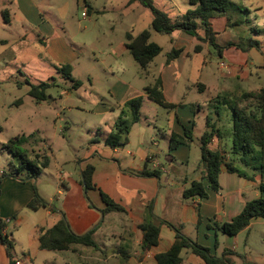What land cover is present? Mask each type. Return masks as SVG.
<instances>
[{"label": "rangeland", "instance_id": "rangeland-1", "mask_svg": "<svg viewBox=\"0 0 264 264\" xmlns=\"http://www.w3.org/2000/svg\"><path fill=\"white\" fill-rule=\"evenodd\" d=\"M8 1L0 0V40L8 41L6 45L0 44V174L10 173L18 165V159L4 147L9 140L18 138L16 149L26 152L28 158H33L35 154L48 158L50 166L37 179L36 187L42 193L39 192L40 195L47 197L46 203L54 205L49 198L56 186L57 174L62 173L63 177L70 175L71 178L80 180L79 162L89 157L91 152H99L92 146L93 139L101 140L105 133L111 129L114 130V124L119 115L118 117L102 116L94 113L97 106L103 108V104H114L108 89L119 81H124L138 90L151 84L158 76V66L171 52V46L169 45L155 58L154 63L148 68V76L144 77L141 68L127 51L119 58H116L113 53L120 51L122 45L127 43V33L136 36L143 30L149 29L152 20L151 12L139 3L131 0H31L35 5V13L33 17H29L31 23L28 25L29 28H22L20 17H18L20 15L17 14V17L14 15ZM230 1L238 5L244 3V0ZM150 2L154 8L172 19L174 14L171 11L173 7L171 0H150ZM127 3L133 5L126 7ZM89 7L95 10L104 9L105 13L95 15L90 12L88 14L86 10ZM247 10L244 7H234V12L231 14L234 20L238 19L242 24L241 29L242 27L252 29V32L248 33V41L252 39L259 46L264 43V27L257 25V28H254L256 26L253 27L254 29L251 28L253 22ZM2 11L10 14L12 27L4 22ZM83 12H86V18L81 17ZM36 18L61 33L64 43L63 45L53 44L55 52L63 59H66L68 54H72L74 59L69 62H58L59 64H54L52 61L51 63L55 69L69 65L72 78L81 83L79 87L74 88L70 80L54 70L52 64L51 67H47L42 60L43 56H39L44 47H49V43L41 44L37 41L36 36L41 32L34 25ZM216 27H218L217 24ZM242 32L238 31L239 36L243 35ZM19 33L26 34L23 44L24 55L17 53L19 44L16 39ZM153 35L160 39L165 37L156 33ZM189 51L190 58H187L183 73L176 74L179 85L177 95L178 98L180 97V100L176 101H183L191 121V124L186 122L185 126H189L188 129L194 137L200 138L205 131H208L206 119L210 118L209 125L220 128L224 136L222 141L224 140L225 144L222 145V151L226 152L224 153L226 161H229L231 141L223 132L228 128L231 112L228 106L221 104L222 99L214 98L216 91L219 92L224 85L234 88V93L229 92V95L224 96L226 100L233 99L239 92L259 91L264 88V70L260 72L261 70L249 68V76L231 78L226 76V73L230 71L220 68L221 63L226 68L227 62L211 54L214 52L212 48L198 55L193 53V46ZM203 63H206L205 66ZM239 72H242L241 68ZM49 78L47 83L51 84V87L45 93L47 101L37 103L27 95L29 87L25 84L26 81L33 84L34 81L45 82ZM197 79L203 83L211 82L216 91H211L210 94H200L196 90L188 91L186 86ZM182 96H185L184 100ZM19 103L21 104L18 105ZM232 105L230 103L229 107ZM173 112L148 102L140 110L138 126L147 129L150 125L153 139L163 151L159 155L163 161H165L167 142L158 131L153 129V126L161 129L162 134L168 135L167 128L170 126ZM180 116H182L181 113ZM188 158L187 171L191 174L197 169L200 161L197 145L193 144L189 148ZM236 164L251 175V171L242 167L240 162L237 161ZM203 166L202 164L201 167ZM180 169L185 167L176 166L175 170L179 172ZM26 172L23 171V175ZM260 194L259 189L250 188L246 192V199H255ZM27 212L30 216L23 217L20 224L9 223L10 220L6 223L8 234L16 239V250L19 252L22 248L32 257L35 253L36 260L33 264H65V260L60 258L61 253L35 250L33 223L42 221V211ZM210 228L213 232L217 231L218 252L223 251L224 248L234 249V255L227 257L232 264H264V223H256L252 228L241 231L234 238L225 237L226 235L215 229L214 224ZM53 254L58 258L49 259ZM84 261V264H91L86 259ZM184 261L183 264H190L187 259ZM191 261V264H203L195 256H191ZM24 264L30 263L25 261Z\"/></svg>", "mask_w": 264, "mask_h": 264}, {"label": "crops", "instance_id": "crops-1", "mask_svg": "<svg viewBox=\"0 0 264 264\" xmlns=\"http://www.w3.org/2000/svg\"><path fill=\"white\" fill-rule=\"evenodd\" d=\"M130 2L131 1H129V3ZM231 2L234 4L235 8L244 7L246 10L248 9L247 13L253 22L251 28L254 26H256L254 28H257V25L264 27V0H244L243 4H239L240 7L238 3ZM7 3L12 8L15 16L17 14L20 15L18 17H20L22 28H29L28 25H31L29 17H33L35 13V5L31 0H9ZM84 4L85 7L88 6L86 5V1H84ZM171 4L173 6L171 11L174 14L172 19L179 15H184L191 9L189 0H171ZM131 5L133 4L128 5L127 3L126 7ZM86 11L88 14L91 12L95 15L105 13L104 9L95 10L90 7L87 8ZM233 12L234 8L231 9L228 14L231 18V23L234 21L239 22L238 19L234 20V16L231 14ZM35 20L34 25H36L37 28L40 29L39 32H41L40 35L37 34L36 36V39H38L37 41L41 44H45V42L49 43V47H44L43 51L39 54V56H43L42 60L47 67H51V61L54 64L72 61L74 59L72 54H68L67 58L63 59L55 52L53 47V44L56 43L63 45L64 40L61 33L47 26V24L40 19L36 18ZM7 21H9V23H6V20H4L6 25L12 27L13 23L10 20L9 13ZM216 24L218 27H216ZM241 25L242 24L239 22L237 25L232 24L228 26L226 16H217L211 19L210 26L212 31L216 34L215 44L219 47H226L230 44L231 46L223 49L220 55H217L215 50L207 43L203 44L201 50V52H203L206 49L212 48L214 52L211 54L216 55L219 60L227 62V67L224 70L230 71V73H226V76L231 78L234 76L237 78L249 76V68L261 70L260 72L264 70V43L259 44L258 48H251L249 44L254 42V40L250 39L248 41L249 37L247 38V36H249L248 33L250 31L252 32V29H247L245 27L241 29ZM238 31H243L242 33L243 35L245 34V38L243 35L239 36L240 34H238ZM153 33L155 32H151L150 42L157 44L161 48L160 54H162L163 50L169 45L171 46V51L180 50V53L168 65H166L165 59V61L158 66V76L154 78L153 82L145 85L139 90L133 88L132 85L124 81L115 83L108 89L109 96L114 101V104H103V108L97 106V108L94 109V113L96 115H114L118 117L125 103L137 97H143L142 106L148 102L159 107L148 101L143 91L144 88L154 84L155 80L159 78L161 80L164 99L166 102L176 105L174 109L168 110L169 112L174 111L171 116L170 126L167 128L168 135L162 134L161 129L153 126V129L158 131L167 142L166 154L164 153L166 162L159 158V155L163 151L160 150L159 144L153 139L152 128H150V125H148L147 129L140 128L138 126L140 120L131 127L128 134V143L123 147L110 148L104 144L105 138L112 132V129L105 133L101 140L96 138L93 139L94 143L92 146L99 150V152L93 151L90 153L89 157L79 162L80 180L73 179L70 175L63 177L61 175L62 173L57 174V183L52 192V196L49 198V201L54 203V205L47 203V208H40L37 211H33H42V221L33 223L35 228V240L33 244L36 247V251L61 253L62 257L60 258L65 260V264H84L85 259L91 264L155 263V255L168 251L174 243L175 233L166 225V223H168L175 227H179L184 236L198 245L208 248L211 254L220 256L224 250H230L234 253L233 248H224L223 251L218 252L219 243L216 234L217 231L213 232L210 226L214 224L216 229L217 226L230 222L236 217L243 209L245 203L251 201L246 199L247 190L250 188L257 190L260 182L264 181V176L262 180L259 175L255 176L254 180H249L239 177L236 174H229L225 169H222L219 176L220 188L215 192L204 178V166L201 167V154L197 169L191 174L187 171L189 164V148L195 144L200 151V138L194 137L192 134L193 141L188 146L181 145L177 149L169 152L168 146L171 134L183 135L184 129L189 130V126H185L186 122L191 124L190 116L186 112L183 101H176L180 100V97L178 98L177 95L179 85L176 80V74L183 73L182 71L185 67L187 58H190L189 50L192 46L194 49L197 42L193 37L180 31H175L170 35H162L165 37L161 39L158 36H154ZM130 35L132 36L131 33ZM174 37L177 38L174 39ZM25 39L26 34H18V38L16 39L19 44L17 53L20 55H24L23 52H25V46L23 45ZM7 43V40H0V44L2 45H6ZM125 51H127L126 42L122 45L120 51H114L113 53H115L116 58H119ZM201 52L194 53L193 51L196 55ZM154 60L148 68L154 63ZM205 64L206 63H203L204 66ZM52 67L56 70L53 64ZM148 68L146 71H142L144 77L148 76ZM240 68L242 72H239ZM48 80H50V78L45 82H48ZM39 82L34 81L33 84H38ZM19 86L20 85H18V87ZM186 89L188 91L196 90L200 94H210L211 91H216L211 82L209 83L207 81L203 83L199 79L193 83H189ZM216 92L214 98L222 94L229 95V92L234 93V88H230L229 85H224L220 88L219 92ZM182 97L184 100L185 96ZM45 101H47V99ZM20 104L21 103L18 105ZM180 113L182 116H180ZM230 127L231 119L227 129ZM163 133L165 132L163 131ZM223 144H225L224 140L222 141L215 138L212 141L211 147L222 151ZM88 165L93 168L91 179L93 188L86 192V190L83 189L81 172ZM176 166L179 168L185 167V169H180L178 172L175 170ZM144 169L150 172L157 171L159 177L140 176L139 173ZM44 170L45 169L42 170L41 175ZM0 175H2V173ZM20 178V176L18 179L5 178L0 186V218L4 220V222L10 220L9 223L13 222L16 225L20 224L22 218L26 215L30 216L27 211L32 210L28 208V203L33 198V185L36 187L37 181L36 179L23 182ZM192 181L202 182L206 188L207 198L202 200L197 198L193 200L183 199V191ZM36 189L38 195L45 201L47 197H45V195H40V191L37 187ZM101 194L106 195L114 204L121 207L123 211L104 214L103 211L106 209V205L102 202ZM62 217L65 218L70 231L75 235L82 236L90 230H95L93 240L97 247L85 248L75 246L65 251H47L39 249L37 229H48L60 221ZM147 223H153L159 227V242L156 247L148 251H142V231L140 230V226ZM256 223H264V220H256L244 230H249ZM4 232L14 243V254L16 259H18L21 264H24L25 261L33 264L36 260L35 253L32 257L29 253L26 254L22 248H20L18 252L16 250V239H14L11 234H8L6 227ZM216 242L218 244L217 247L215 246ZM120 252L125 255V260H122ZM147 256H149V258H147ZM191 256L193 255L188 251L182 252L181 257L183 258V263L185 262L184 259H187L188 263L191 264ZM54 258L57 259L58 256L53 254L49 259ZM45 261H47V259ZM0 264H9L5 248L1 244Z\"/></svg>", "mask_w": 264, "mask_h": 264}, {"label": "trees", "instance_id": "trees-1", "mask_svg": "<svg viewBox=\"0 0 264 264\" xmlns=\"http://www.w3.org/2000/svg\"><path fill=\"white\" fill-rule=\"evenodd\" d=\"M134 3H139L142 7L147 8L152 15L150 28L143 30L140 34L132 37L130 34L126 36V49L133 61L146 71L152 61L161 53V48L150 42L151 32L160 35H170L175 31L183 32L193 37L197 44L193 51L199 53L202 50L203 44L207 43L212 47L217 55H220L223 49L231 46L219 47L215 44V33L210 26V20L217 16H226L228 26L239 24L234 21L231 23L229 11L234 8V4L230 0H189V9L184 15H179L174 19L169 18L164 12L154 8L150 0H131ZM6 23L8 13L2 11ZM249 46L258 48L256 42H251ZM180 50H172L166 56V65L171 63ZM56 71L62 73L65 78L73 83L74 88H77L81 83L71 76V67L65 65ZM25 84L29 87L27 95L36 102H42L47 99L46 91L50 88L47 82H39L32 84L26 81ZM146 99L159 107L172 110L176 107L174 104L166 102L162 94L161 80L157 78L154 84L144 88ZM228 94H222L215 99H222V105L228 106L231 112V127L224 129L223 132L231 141L230 159L226 161L225 152L211 147L213 139H224V136L215 125H209L210 118L206 119L208 131H205L200 141L201 162L204 165V178L208 181L209 186L215 192L219 190V176L222 169H225L229 174H236L239 177L254 180V177L259 175L261 180L264 176V88L256 92H239L233 99L226 100ZM143 97L134 98L125 103L120 111L119 117L114 124V130L105 138L104 144L110 148L123 147L128 143V134L131 127L139 122L142 107ZM230 103L233 105L229 107ZM244 104V105H243ZM192 125H194L192 123ZM18 138L9 140L4 147L8 149L11 155L18 159V165L14 167L10 173H2L0 177V186L5 178L18 179L21 181L36 180L41 175L42 170L49 166V160L40 154H36L33 158H28L27 153L16 149ZM193 141L192 132L184 129L183 135L171 134L169 138V152L177 149L181 145L188 146ZM240 162L242 167L251 171L248 175L244 169L236 164ZM23 171H27L23 175ZM93 168L86 166L81 172L82 180L84 181L86 192L93 188L92 186ZM140 176L159 177L157 171H147L144 169L139 173ZM258 189L260 197L249 202H246L241 212L234 217L230 222L223 223L216 227L222 234L235 237L241 231L250 226L256 220H264V183L260 182ZM184 200L205 199L207 198L206 188L202 182L192 181L183 191ZM102 202L106 205L103 213L122 212L123 210L118 205L114 204L106 195L101 194ZM48 204L38 195L37 189L33 186V198L28 203V208L32 211H37L40 208H47ZM175 233L174 243L170 249L164 253L155 255L156 264H182L183 258L181 253L188 251L191 255L199 258L203 264H232L227 260L228 256H233L234 253L230 250H224L220 257L211 254L210 250L202 247L184 236L179 227H175L166 223ZM6 222L0 218V244L5 248L9 264H15L19 261L14 254V243L8 238L4 232ZM142 231V251H148L158 245L159 242V227L153 223H147L140 226ZM95 230H90L82 236L73 234L64 217L61 218L55 225L48 229H37V240L39 249L47 251H65L72 247L80 246L85 248H96L93 240ZM217 242L215 246L217 247ZM122 260H125V255L120 252Z\"/></svg>", "mask_w": 264, "mask_h": 264}, {"label": "built area", "instance_id": "built-area-1", "mask_svg": "<svg viewBox=\"0 0 264 264\" xmlns=\"http://www.w3.org/2000/svg\"><path fill=\"white\" fill-rule=\"evenodd\" d=\"M81 17L82 18H86L87 17V14H86V12H83V13H81ZM220 68H222L223 70H224V68H225V65L223 64V63H221L220 64ZM8 221H6V223H7ZM147 258H149V256H147ZM15 264H21L19 261H17V262H15ZM146 264H156V263H146Z\"/></svg>", "mask_w": 264, "mask_h": 264}, {"label": "water", "instance_id": "water-1", "mask_svg": "<svg viewBox=\"0 0 264 264\" xmlns=\"http://www.w3.org/2000/svg\"><path fill=\"white\" fill-rule=\"evenodd\" d=\"M82 185H83V189L85 190V185H84V181L82 180Z\"/></svg>", "mask_w": 264, "mask_h": 264}]
</instances>
